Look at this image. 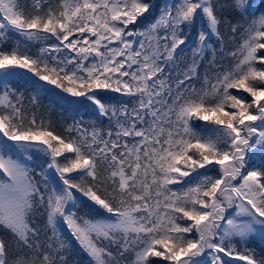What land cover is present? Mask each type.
Returning a JSON list of instances; mask_svg holds the SVG:
<instances>
[{
  "label": "snow or ice",
  "instance_id": "obj_1",
  "mask_svg": "<svg viewBox=\"0 0 264 264\" xmlns=\"http://www.w3.org/2000/svg\"><path fill=\"white\" fill-rule=\"evenodd\" d=\"M255 236L264 0H0V264H264Z\"/></svg>",
  "mask_w": 264,
  "mask_h": 264
},
{
  "label": "trees",
  "instance_id": "obj_2",
  "mask_svg": "<svg viewBox=\"0 0 264 264\" xmlns=\"http://www.w3.org/2000/svg\"><path fill=\"white\" fill-rule=\"evenodd\" d=\"M166 2V0H157V3L160 5H163ZM261 4V0H253V6H257ZM13 87H16L17 89L23 90L25 93V96H27L29 93L33 92L34 89L32 87L29 86L28 81L24 78H20L18 80L12 81L11 82ZM41 103H42V108L41 111H45L47 109V106H49L52 101L51 99L44 94H41ZM83 115V113H81ZM50 118L51 120L56 123L57 128H60V121L61 119H63L64 122L66 123H71L73 118H78L75 117L74 114H70L68 111L66 110H62L59 104H55L52 107V110L50 112ZM93 117L89 116V115H84V119L88 120L91 119ZM40 163V161L37 159L34 163L33 166H38ZM248 247L252 248L255 250V252L257 253V256H264V240H262L259 236H255L253 237L249 243H248Z\"/></svg>",
  "mask_w": 264,
  "mask_h": 264
}]
</instances>
